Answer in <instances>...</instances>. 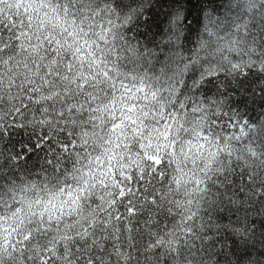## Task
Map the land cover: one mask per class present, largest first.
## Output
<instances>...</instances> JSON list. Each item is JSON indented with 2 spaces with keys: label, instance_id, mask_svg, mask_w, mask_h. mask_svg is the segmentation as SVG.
<instances>
[{
  "label": "snow or ice",
  "instance_id": "snow-or-ice-1",
  "mask_svg": "<svg viewBox=\"0 0 264 264\" xmlns=\"http://www.w3.org/2000/svg\"><path fill=\"white\" fill-rule=\"evenodd\" d=\"M0 264H264V0H0Z\"/></svg>",
  "mask_w": 264,
  "mask_h": 264
}]
</instances>
